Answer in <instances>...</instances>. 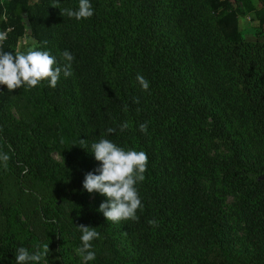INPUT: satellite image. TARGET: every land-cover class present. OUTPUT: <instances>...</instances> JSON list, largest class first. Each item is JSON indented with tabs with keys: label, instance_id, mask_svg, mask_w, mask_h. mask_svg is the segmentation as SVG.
Masks as SVG:
<instances>
[{
	"label": "trees",
	"instance_id": "obj_1",
	"mask_svg": "<svg viewBox=\"0 0 264 264\" xmlns=\"http://www.w3.org/2000/svg\"><path fill=\"white\" fill-rule=\"evenodd\" d=\"M53 2L0 0L3 51L74 56L55 88L0 85V264L44 244L40 264L69 258L79 225L100 234L103 264H264V44L240 22L263 28L264 0H90L79 21L60 15L78 0ZM101 138L147 154L136 221H106V197L83 189Z\"/></svg>",
	"mask_w": 264,
	"mask_h": 264
},
{
	"label": "clouds",
	"instance_id": "obj_2",
	"mask_svg": "<svg viewBox=\"0 0 264 264\" xmlns=\"http://www.w3.org/2000/svg\"><path fill=\"white\" fill-rule=\"evenodd\" d=\"M59 8V0H54L50 5ZM60 9V8H59ZM94 14L90 0H78V7L60 9V15H66L77 21L88 19ZM6 39V33L0 32V44ZM46 43V42H45ZM62 66H58L57 59L48 51L29 49L27 52H17L15 54L3 51L0 48V85L6 87L9 92L23 88L31 90L44 82L47 86L55 88L61 74L70 77L72 73V62L74 56L64 50L61 54ZM136 81L142 91L149 89V81L141 74H137ZM128 128L127 122L119 126L121 132ZM108 134L116 131L108 128ZM139 131L147 132V123L139 125ZM91 153L94 159L99 162V168L94 174L88 172L83 180V189L88 193H99L106 197V202L99 205L98 211L101 212L106 221L120 223L121 221L138 220L137 211L143 207L137 184L145 179L144 173L147 170L148 158L144 151L126 150L118 146L107 138H101L98 142L91 144ZM10 159L7 153L0 152V165L5 169ZM152 227H158V222L153 219L148 221ZM81 232V246L77 253L82 258L84 264L94 260L95 252L92 251V241L99 238V233L95 228L79 225ZM49 255L48 244L36 245L33 252L20 247L16 250V264H40L41 260Z\"/></svg>",
	"mask_w": 264,
	"mask_h": 264
},
{
	"label": "rangeland",
	"instance_id": "obj_3",
	"mask_svg": "<svg viewBox=\"0 0 264 264\" xmlns=\"http://www.w3.org/2000/svg\"><path fill=\"white\" fill-rule=\"evenodd\" d=\"M35 1V0H33ZM251 3L255 8H259L261 5L260 0H250ZM240 22L242 25V34L241 37L245 42L251 43V44H264V27L260 28L256 23H251L248 19V17L244 14L240 16ZM14 115L18 117L17 113L14 112ZM52 157L55 161L61 163V158L57 155L55 150L52 151ZM65 189V187H64ZM60 188H57L54 190V194L59 192ZM3 202V200H1ZM42 226L40 227V231H37V233L40 235V237L43 240L48 239V232L50 231V228L47 226V222H42ZM99 240L94 239L92 241V251L95 252V259L92 261H88L87 264H103L100 262V259L102 255L99 253ZM81 246V241L74 242L73 246H70L69 249V258H62V257H55V254L48 260H46L43 264H84L82 261V258L77 253V249ZM57 250L56 248L54 249ZM105 251V250H104ZM56 253V252H55Z\"/></svg>",
	"mask_w": 264,
	"mask_h": 264
}]
</instances>
